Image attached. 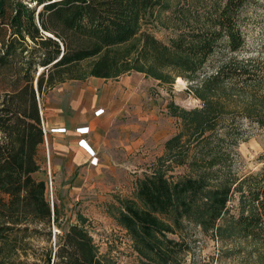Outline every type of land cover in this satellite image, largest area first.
Listing matches in <instances>:
<instances>
[{"label":"trees","instance_id":"trees-1","mask_svg":"<svg viewBox=\"0 0 264 264\" xmlns=\"http://www.w3.org/2000/svg\"><path fill=\"white\" fill-rule=\"evenodd\" d=\"M180 1L166 4L174 35L163 42L144 30L163 0H0V264H117L83 215L49 245L60 209L34 174L45 140L40 99L67 81L132 72L168 85L185 78L202 101L168 105L182 127L165 142L161 167L138 180L136 198L121 200L115 219L141 264H183L190 245L170 234L187 223L214 229L235 193L252 213L234 227L264 240V166L243 177L235 169L245 127L264 126V67L240 59L254 54L248 11L261 0ZM173 166L186 172L174 179Z\"/></svg>","mask_w":264,"mask_h":264},{"label":"rangeland","instance_id":"rangeland-1","mask_svg":"<svg viewBox=\"0 0 264 264\" xmlns=\"http://www.w3.org/2000/svg\"><path fill=\"white\" fill-rule=\"evenodd\" d=\"M180 2V0H163L162 7L145 25L144 30L167 42L174 35V31L166 28V16L171 13L166 9V4L174 7ZM248 16L249 25L246 35L249 51H253L254 54H248L240 59H250L252 64H261L264 67V0L251 7ZM122 80H131L138 84V93L143 99L138 102V105L144 112H154L156 120L154 153L145 154L142 157L143 160H138L137 164L128 169V179L122 184V188L109 193L108 195H113L111 198L106 196L97 199L68 198L67 183L56 182L47 139L44 156L40 154L38 157L40 171L34 176L47 181L49 201L53 200L54 205L56 204L60 209L61 226L53 227V237L49 245H54V234H59L60 230L62 232L71 223H76L79 215H83L87 218L93 237L103 255L111 257L117 264H141V259L134 250L127 231L115 219L118 210L121 209V200L136 198L139 177L151 175L161 167L159 158L165 153V142L182 127L179 118L169 115L168 105L174 102L181 108L193 110L202 107V101L194 97L189 91L191 83L182 77H178L173 85H168L148 78L143 73L132 72L117 79H103L100 82L103 90L113 91L117 90L116 86ZM58 86L60 84L56 87ZM104 111V108H99L95 115L99 116ZM245 128L248 131V138L235 148L237 156L235 169L242 177L256 173L264 166V126L247 125ZM185 172L186 166H173L167 174L177 179ZM122 189H124L123 192H120ZM243 208L240 194L235 193L228 202L226 213L214 229L207 231L194 223H187V230L170 234V237L174 239H185L190 245V249L185 253L183 264H264V240L246 236L241 228L234 227L236 226L234 221L240 215L252 213V209ZM37 243L40 247L48 245L45 238L38 239Z\"/></svg>","mask_w":264,"mask_h":264},{"label":"crops","instance_id":"crops-1","mask_svg":"<svg viewBox=\"0 0 264 264\" xmlns=\"http://www.w3.org/2000/svg\"><path fill=\"white\" fill-rule=\"evenodd\" d=\"M103 79L67 81L42 98L46 132L38 157L47 139L56 182L67 183L68 198L113 197L108 194L122 188L128 169L154 153L155 114L139 107L138 84L122 80L117 90H103ZM99 108L105 111L97 116Z\"/></svg>","mask_w":264,"mask_h":264},{"label":"built area","instance_id":"built-area-1","mask_svg":"<svg viewBox=\"0 0 264 264\" xmlns=\"http://www.w3.org/2000/svg\"><path fill=\"white\" fill-rule=\"evenodd\" d=\"M41 114H42V112H41ZM43 128H44V126H43ZM79 131H80L81 133H84V132H85L84 129H79ZM45 132H46V131H45V128H44V133H45ZM79 144H80V145H84V139L80 140ZM48 192H49V187H48ZM50 203H51L52 206H54V201H53V200H52Z\"/></svg>","mask_w":264,"mask_h":264}]
</instances>
